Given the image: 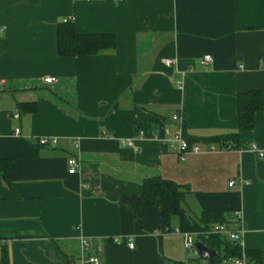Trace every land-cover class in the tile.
<instances>
[{
  "label": "crops",
  "instance_id": "obj_1",
  "mask_svg": "<svg viewBox=\"0 0 264 264\" xmlns=\"http://www.w3.org/2000/svg\"><path fill=\"white\" fill-rule=\"evenodd\" d=\"M65 21L115 48L58 56ZM254 91L264 108V0H0V160L14 163L0 187V264L4 251L10 264H209L185 237L198 243L214 213L264 264V157L251 152L264 153V110L239 150L208 142L238 132V97ZM179 131L200 149L183 162ZM154 177L185 192L169 229L142 203Z\"/></svg>",
  "mask_w": 264,
  "mask_h": 264
},
{
  "label": "trees",
  "instance_id": "obj_2",
  "mask_svg": "<svg viewBox=\"0 0 264 264\" xmlns=\"http://www.w3.org/2000/svg\"><path fill=\"white\" fill-rule=\"evenodd\" d=\"M58 56L76 57L97 55L115 48L116 40L113 35H82L77 33L75 26L69 22L58 25L57 32ZM238 124L237 133L213 137L208 142L215 143L223 150H239L242 145L241 133L251 132L255 128V115L264 110L263 94L259 91L241 93L237 102ZM14 168L11 160H0V187L7 171ZM184 194L176 184L160 177L146 179L143 182L142 203L148 208H159L162 214V228L169 229L172 221L180 214L184 203ZM204 233L197 239L207 248L217 251L215 264H235V260L255 261L260 263L258 252L243 250L239 243L227 241L217 234L208 235L214 225H227V220L220 213L203 214ZM2 264H10L6 251L1 258Z\"/></svg>",
  "mask_w": 264,
  "mask_h": 264
},
{
  "label": "built area",
  "instance_id": "obj_3",
  "mask_svg": "<svg viewBox=\"0 0 264 264\" xmlns=\"http://www.w3.org/2000/svg\"><path fill=\"white\" fill-rule=\"evenodd\" d=\"M67 22V21H65ZM213 62V58L208 55L205 56L202 60V64L205 66H208L210 63ZM167 65L170 64V62H166ZM55 79L53 78H49L48 80L45 81L46 84H51L54 83ZM15 119H19L20 116L15 115L14 117ZM174 121H178L179 117L175 116ZM16 135H19L21 131L19 130H15ZM138 139H141L143 137V132L140 131L138 132ZM173 142L175 143L176 147H174V150L176 151L177 155H179V159L180 161H185L186 160V153H188L189 151L192 154H197L200 152V149L198 146H190V144L187 142V140H184L182 137V131H179L176 133V135L174 136V138L172 139ZM39 144L42 146H50V144L56 145V140L55 139H41L39 141ZM124 145L130 148L134 147V142L133 141H127L124 142ZM211 150H214V148H212ZM251 152L254 154H257L260 158L264 157V153L259 151L258 148L256 146H252L251 147ZM79 168V162L77 161V159L75 158H71L68 161V172L70 175H76L77 174V169ZM231 187L234 185L233 182H231L229 184ZM236 218H241L240 213L235 214ZM178 231L176 230V233ZM217 234L219 236L224 237L227 241H231V242H235V243H241V237L243 234V231L237 232V231H231L229 229V227H227L226 225H220V224H216L214 225L213 229L208 233V235H214ZM195 242L194 239L191 236H186L185 237V247L188 250H192L193 252H195ZM83 249L85 251H87L90 248V245L87 241H83L82 243ZM130 249L134 248V244L130 243L129 245ZM100 251V248H99ZM100 260L98 259V257L96 256H87V257H83L79 260L78 264H99ZM235 264H245V260H235L234 261Z\"/></svg>",
  "mask_w": 264,
  "mask_h": 264
},
{
  "label": "water",
  "instance_id": "obj_4",
  "mask_svg": "<svg viewBox=\"0 0 264 264\" xmlns=\"http://www.w3.org/2000/svg\"><path fill=\"white\" fill-rule=\"evenodd\" d=\"M195 251L198 257L208 261L209 264H215V258L217 257L216 250H211L207 248L202 242H198L195 244Z\"/></svg>",
  "mask_w": 264,
  "mask_h": 264
}]
</instances>
